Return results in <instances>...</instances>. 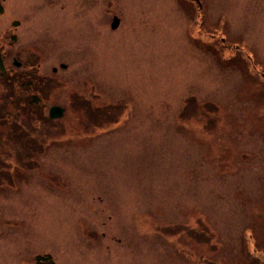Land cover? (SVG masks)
I'll return each mask as SVG.
<instances>
[{"label":"rangeland","instance_id":"374dc122","mask_svg":"<svg viewBox=\"0 0 264 264\" xmlns=\"http://www.w3.org/2000/svg\"><path fill=\"white\" fill-rule=\"evenodd\" d=\"M0 2V264H264V0Z\"/></svg>","mask_w":264,"mask_h":264},{"label":"flooded vegetation","instance_id":"af4514ba","mask_svg":"<svg viewBox=\"0 0 264 264\" xmlns=\"http://www.w3.org/2000/svg\"><path fill=\"white\" fill-rule=\"evenodd\" d=\"M0 8L2 9H0V13H3L4 11H3V7H2V5H1V2H0ZM14 26L11 28V29H9V31H11V32H14V31H17L18 30V26H20V24L19 23H14L13 24ZM61 65L62 64H60V67H61ZM13 66L16 68V69H21L22 68V66H23V64H22V62H20L16 57H14L13 58ZM67 66V65H66ZM23 68H26L27 69V67H24L23 66ZM30 69L31 70H25V71H27V72H25V75H23V77H25L24 78V80H25V85L27 86L28 85V80L27 79H31L32 80V83H33V78L35 77L37 80H41V81H43L45 78H42V76H39L38 74H28L29 73V71H31V73H33L34 71H39L40 70V66L38 67V69L37 68H35V67H30ZM61 69H67V67L66 68H61ZM52 72L54 73V74H57V68H53L52 69ZM32 76H34V77H32ZM27 78V79H26ZM12 80L14 81L15 79L14 78H10V81H9V83H10V85L12 86ZM23 79H20V81H22ZM20 84H22V83H20ZM38 86H41L39 83H38Z\"/></svg>","mask_w":264,"mask_h":264},{"label":"water","instance_id":"95a60500","mask_svg":"<svg viewBox=\"0 0 264 264\" xmlns=\"http://www.w3.org/2000/svg\"><path fill=\"white\" fill-rule=\"evenodd\" d=\"M119 25H120V19L118 17H114L112 24H111V28L115 30L119 27ZM61 67L66 68L65 65H62ZM64 112H65L64 108L59 107V106H53L49 110V119L50 120L61 119L64 116Z\"/></svg>","mask_w":264,"mask_h":264},{"label":"trees","instance_id":"16d2710c","mask_svg":"<svg viewBox=\"0 0 264 264\" xmlns=\"http://www.w3.org/2000/svg\"><path fill=\"white\" fill-rule=\"evenodd\" d=\"M1 9V8H0ZM2 10V9H1ZM40 259V258H39ZM42 260V259H41ZM44 260H47L48 261V264H54L52 259L50 257H46L44 258Z\"/></svg>","mask_w":264,"mask_h":264}]
</instances>
